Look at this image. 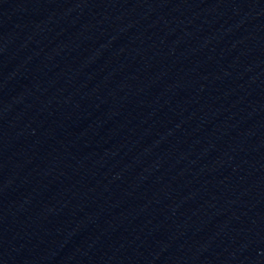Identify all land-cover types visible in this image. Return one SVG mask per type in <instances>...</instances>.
Listing matches in <instances>:
<instances>
[{"label": "water", "instance_id": "water-1", "mask_svg": "<svg viewBox=\"0 0 264 264\" xmlns=\"http://www.w3.org/2000/svg\"><path fill=\"white\" fill-rule=\"evenodd\" d=\"M0 264H264V0H0Z\"/></svg>", "mask_w": 264, "mask_h": 264}]
</instances>
